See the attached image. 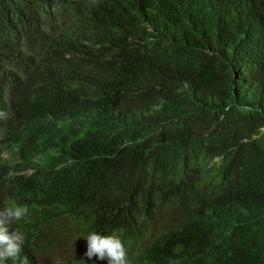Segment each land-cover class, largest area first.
<instances>
[{
  "label": "trees",
  "instance_id": "16d2710c",
  "mask_svg": "<svg viewBox=\"0 0 264 264\" xmlns=\"http://www.w3.org/2000/svg\"><path fill=\"white\" fill-rule=\"evenodd\" d=\"M80 2L0 0V37L60 21L35 37L65 77L40 93L53 216L90 225L124 190L173 179L201 206L185 247L264 263V0Z\"/></svg>",
  "mask_w": 264,
  "mask_h": 264
},
{
  "label": "clouds",
  "instance_id": "9594fccd",
  "mask_svg": "<svg viewBox=\"0 0 264 264\" xmlns=\"http://www.w3.org/2000/svg\"><path fill=\"white\" fill-rule=\"evenodd\" d=\"M59 25L48 15L38 31L15 28L0 37V264H222L210 245L201 256L183 245V238L201 236L177 234L185 211L201 207L176 191L177 180L147 178L121 192L90 225L53 216L56 204L42 180L60 163L46 158L56 147L41 131L51 105L40 93L46 86L59 92L65 77L35 37Z\"/></svg>",
  "mask_w": 264,
  "mask_h": 264
}]
</instances>
